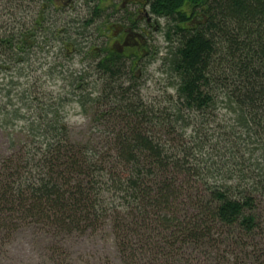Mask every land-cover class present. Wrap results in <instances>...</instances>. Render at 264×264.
<instances>
[{"label":"trees","instance_id":"trees-1","mask_svg":"<svg viewBox=\"0 0 264 264\" xmlns=\"http://www.w3.org/2000/svg\"><path fill=\"white\" fill-rule=\"evenodd\" d=\"M15 1L20 6L21 0ZM150 13L165 20L162 64L175 79V93L165 99L168 106H148L137 99V77L120 58L93 59L91 70L75 79L83 83L97 73L104 87L95 98L87 93L86 99L100 105L101 98L114 99L112 109L121 126L115 164L106 170L76 148L56 123L59 109L46 107L39 121L48 114L56 121L47 119L52 124L45 122L44 129V122L31 127L34 135L48 137L36 150L37 160H28L30 168L22 172L10 157L0 164V234L23 222L42 223L56 233L83 232L99 227L94 222L98 218H111L123 264H203L198 256L207 249L216 254L221 246L230 248L227 254L234 261L238 257L240 263L242 254L244 260L257 261L264 245L253 196L264 190L258 185L264 183V163L263 169L257 167L264 162V0H150ZM6 15L0 24L3 70L33 48L43 53L51 39L39 18L27 24ZM76 31H62L58 37L79 50ZM218 102L233 114L232 123L217 135L222 138L214 151L220 160L202 159L214 135L209 126ZM103 114L100 119L110 113ZM162 129L168 139L157 135ZM254 150L260 160L250 173L244 168L251 166ZM225 167L235 175L209 183ZM231 178L236 186L229 184ZM213 264L226 263L217 256Z\"/></svg>","mask_w":264,"mask_h":264},{"label":"rangeland","instance_id":"rangeland-1","mask_svg":"<svg viewBox=\"0 0 264 264\" xmlns=\"http://www.w3.org/2000/svg\"><path fill=\"white\" fill-rule=\"evenodd\" d=\"M76 3L79 5L81 0H77ZM30 6L32 4H25V8ZM23 8L24 6H18L15 0H0V24L5 21L6 14H11V18L19 23L33 22L36 17L31 16L30 9L24 16ZM33 14L35 15L34 12ZM157 22L158 29L152 30L150 34L151 48L145 65L140 67V74L134 83V90L137 92L135 93L137 99L145 105L164 108L168 106V102L165 100L167 95L175 93L173 87L175 79L169 73L164 72L166 68L162 64V57L165 53V42L161 28L164 27L165 20L160 19ZM64 39L66 37L57 35L56 38L49 40L47 45L49 44L50 48H45L42 54L36 53L34 51L36 49L33 48L27 55H25L26 52L23 53L21 61L11 62L10 68L5 67L6 70L0 68V164L4 159L10 157L11 164L18 172L30 168L26 162L33 157L37 160L39 152L36 150L39 147L43 148L44 143L47 142L48 137H44L43 133L34 135L31 127H36L44 122L41 126L44 129L47 127L45 122L48 125L52 124H49L47 119L56 121L55 116L48 113L47 117L39 121L41 118L38 115L46 111V107L49 106L59 109V120L56 123L60 125V128H64L61 131L68 136L76 148L81 147L83 151H87V154L98 160V164L105 167L106 170L115 164V137L120 132L121 126L118 116L115 114L116 109H112L114 99L107 101L101 98L102 105L86 99L87 93L90 98L98 96L104 87V82L94 72H91L93 77L87 78L83 83L79 79L76 81L75 77L84 72L87 73L90 65H94V62L85 58V55L83 56L84 42L82 41L84 39L82 36L79 34L76 36L79 45L76 44L75 47L79 50L70 54L60 50ZM125 82L127 81L124 80L122 83L123 87L129 84ZM131 94H134L132 90H130ZM104 112L110 114L102 116L100 119L99 116ZM213 112L215 120L209 126V134L214 132V135L210 140V146L206 148V153L202 154L204 156L202 159L209 155L214 161H217L218 158L220 160V157L214 151L215 143L222 138L221 136L217 138V135L229 130L233 114L221 102L217 103ZM56 127L58 128V126ZM155 131H159V127ZM176 132L179 130L176 129ZM188 132L190 129H186L185 137ZM160 133L158 132L157 135L168 139L163 129ZM173 136H175L174 133L171 137ZM254 151L248 160L251 166L248 169L244 168L250 173L253 171V167H256L255 161L259 158V152ZM100 157L106 158L101 160ZM111 158L113 162H109ZM263 163L257 166L259 170L263 169ZM222 164L220 163V167ZM34 168L32 166V169ZM115 168L117 167L114 165L112 170ZM229 174L235 175L231 172V168L225 167L221 171L217 170L210 176L209 183L212 181L220 183L221 179ZM235 180L231 178L229 184L236 186ZM250 184L246 181L247 186ZM258 185L261 187L264 186V183L260 182ZM108 195H104L106 200H112V198L108 199ZM253 196H255V215L261 221V233L264 238V190L254 193ZM94 222L99 226L95 230L89 229L83 232L74 230L64 233L53 232L49 226L42 223L23 222L16 230L0 234V264H58L62 262L68 264H123L113 229L115 223L111 218H98ZM262 243L264 244V239L261 245ZM260 247L261 250L257 252L260 257L257 261L251 257L244 260L243 254L241 255L243 260L240 263L238 257L237 261H234L233 255L227 254L230 248L223 246L216 254L215 251L207 249L204 256L200 253L201 256L198 257L203 258L201 259L203 264H213L217 256H223V261L226 264H264V245Z\"/></svg>","mask_w":264,"mask_h":264},{"label":"flooded vegetation","instance_id":"flooded-vegetation-1","mask_svg":"<svg viewBox=\"0 0 264 264\" xmlns=\"http://www.w3.org/2000/svg\"><path fill=\"white\" fill-rule=\"evenodd\" d=\"M76 1L21 0L20 6L24 2V16L30 9L31 16L45 24L47 37L56 38L66 30L75 34L79 29L85 58H120L138 78L151 48L150 34L158 29L160 20L150 13V0H81L79 5ZM25 4L32 6L25 8ZM60 50L66 54L76 51L70 42L61 45Z\"/></svg>","mask_w":264,"mask_h":264}]
</instances>
